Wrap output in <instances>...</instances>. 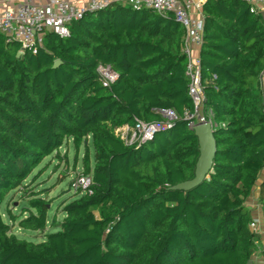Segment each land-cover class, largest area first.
<instances>
[{
  "label": "trees",
  "instance_id": "16d2710c",
  "mask_svg": "<svg viewBox=\"0 0 264 264\" xmlns=\"http://www.w3.org/2000/svg\"><path fill=\"white\" fill-rule=\"evenodd\" d=\"M203 11L200 60L217 152L190 190L176 187L195 178L200 146L184 121L194 105L185 31L172 15L114 5L19 57V44L0 35V264H255L260 236L246 203L264 171V19L241 0H208ZM100 66L118 74L110 87ZM167 111L174 126L145 144L115 133L164 121ZM70 142L84 148L81 174L93 195L65 204L43 242L19 239L1 207ZM49 206L32 201L19 227L44 233ZM258 258L264 264V249Z\"/></svg>",
  "mask_w": 264,
  "mask_h": 264
},
{
  "label": "built area",
  "instance_id": "2783aa9c",
  "mask_svg": "<svg viewBox=\"0 0 264 264\" xmlns=\"http://www.w3.org/2000/svg\"><path fill=\"white\" fill-rule=\"evenodd\" d=\"M208 0H46L45 4L24 0L14 9L0 12V35L7 43H18L21 55L35 54L44 45L45 36L53 33L60 37L70 35V26L86 15L107 10L114 5H124L136 11L150 10L163 16L172 15L183 27L185 36L182 53L186 57V76L189 78V96L193 101L194 112L186 113L184 121L192 129L197 123H209L217 129L214 112L206 107V96L202 80L200 51L204 44L205 15L203 8ZM250 8L251 14L264 13V0H241ZM98 73L104 87H110L118 80V74L110 66H100ZM177 120L171 112H161ZM174 122L164 121L145 123L136 121L134 128L128 126L116 129L115 133L128 145H142L151 141L160 131L171 129ZM92 178L79 174L72 181L76 193L93 195ZM251 232L261 236L258 220H252ZM255 258L258 264L264 247V239L258 240Z\"/></svg>",
  "mask_w": 264,
  "mask_h": 264
},
{
  "label": "rangeland",
  "instance_id": "374dc122",
  "mask_svg": "<svg viewBox=\"0 0 264 264\" xmlns=\"http://www.w3.org/2000/svg\"><path fill=\"white\" fill-rule=\"evenodd\" d=\"M164 118L166 121L175 122V118L168 115ZM58 153L46 159L34 171L23 188L11 193L1 207L3 221L9 225L11 234L19 239H26L35 243L43 242L46 235L58 231L56 227L64 219L62 213L64 205L80 196L74 191L71 184L75 177L83 172L84 148L76 151L70 142L64 145ZM89 154L91 165H93L94 149L92 145H90ZM38 198L50 204L48 229L44 233L28 232L19 227L21 218L28 215L31 202ZM253 259L255 264H258L255 256Z\"/></svg>",
  "mask_w": 264,
  "mask_h": 264
},
{
  "label": "water",
  "instance_id": "95a60500",
  "mask_svg": "<svg viewBox=\"0 0 264 264\" xmlns=\"http://www.w3.org/2000/svg\"><path fill=\"white\" fill-rule=\"evenodd\" d=\"M264 19V13L261 14ZM18 57L21 56L19 52ZM60 62L57 61L54 64V68H57ZM192 130L199 140L200 156L196 164L195 178L191 181L180 184L176 189L190 190L200 185L212 170L213 161L216 156L217 147L214 139V131L211 129L209 123H197ZM248 264H253L249 262Z\"/></svg>",
  "mask_w": 264,
  "mask_h": 264
},
{
  "label": "crops",
  "instance_id": "0c3cea01",
  "mask_svg": "<svg viewBox=\"0 0 264 264\" xmlns=\"http://www.w3.org/2000/svg\"><path fill=\"white\" fill-rule=\"evenodd\" d=\"M24 0H0V12L6 9H14L19 6ZM36 3L45 4L46 0H32ZM264 87V80H263ZM264 181V171L261 175L256 190H254L251 198L247 201L246 205L251 211L252 219L258 220L260 224L261 238L264 239V192L262 194V187ZM260 238V239H261Z\"/></svg>",
  "mask_w": 264,
  "mask_h": 264
}]
</instances>
